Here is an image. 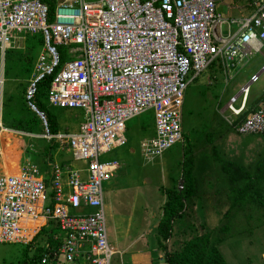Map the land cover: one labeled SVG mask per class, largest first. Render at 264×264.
<instances>
[{
	"label": "built area",
	"instance_id": "built-area-1",
	"mask_svg": "<svg viewBox=\"0 0 264 264\" xmlns=\"http://www.w3.org/2000/svg\"><path fill=\"white\" fill-rule=\"evenodd\" d=\"M52 1L53 13L45 0H0L2 57L27 34L44 42L25 90L43 132L10 131L0 123V136L14 132L59 143L44 167L27 157L17 172L0 171V244L28 245L43 228L56 227L54 239L61 243L47 245L40 264H125L109 241V193L103 187L121 164L101 156L126 145L127 121L148 110L155 134L140 141L146 160L183 141L189 84L215 62L228 83L238 65L262 51L264 0H247L250 13L231 18L217 12L216 0ZM60 46L67 48L65 60ZM262 72L264 66L225 104L238 134H264V107H249L252 84ZM47 77L50 107L84 110L76 132L53 133L37 106L38 85ZM65 150L69 159L58 155ZM150 264L172 263L161 251Z\"/></svg>",
	"mask_w": 264,
	"mask_h": 264
},
{
	"label": "rangeland",
	"instance_id": "rangeland-1",
	"mask_svg": "<svg viewBox=\"0 0 264 264\" xmlns=\"http://www.w3.org/2000/svg\"><path fill=\"white\" fill-rule=\"evenodd\" d=\"M216 8L226 18L250 13L247 0H216ZM227 33L224 24L223 34ZM43 49L41 36L27 34L3 57L0 55V122L8 129L18 130L14 128L17 122L27 118L33 122L32 132H43L42 123L25 100L27 81ZM59 50L67 59V48L60 46ZM263 65L264 49L242 62L238 66L241 70L228 83L219 62L202 72L186 89L182 106L184 140L153 160H146L140 148L143 138L155 134L151 110L127 121L126 145L101 156L103 161L117 160L121 164L103 187L109 193V241L118 248L117 258L121 257L125 264L148 263L156 261L161 251L166 254L158 245V225L167 193L179 187L180 180L181 188L187 191L186 199L181 215L172 222L170 238L164 242L167 249L182 250L197 235L211 233L214 239L222 238L216 246L224 264H264V207L256 203L235 205L239 181L229 177L235 167L253 172L264 163V134H238L226 119L229 113L225 105ZM251 91L253 98L261 99L260 105L253 108L264 107V72L252 84ZM49 108L57 118L59 132L65 134L76 132L85 117L82 109ZM2 134L4 156L15 164L14 168L22 164L25 156L36 158L43 166L45 157L59 148L55 140L13 132ZM53 144L57 146L50 149ZM82 164L71 162L73 166ZM3 165L0 164V171ZM224 227L227 232L222 230ZM45 240L46 236H42L30 245L0 244V264H20L24 259L26 263L33 262L36 248Z\"/></svg>",
	"mask_w": 264,
	"mask_h": 264
},
{
	"label": "trees",
	"instance_id": "trees-1",
	"mask_svg": "<svg viewBox=\"0 0 264 264\" xmlns=\"http://www.w3.org/2000/svg\"><path fill=\"white\" fill-rule=\"evenodd\" d=\"M45 1L49 3L50 12L53 13L55 9L54 2L52 0ZM62 58L65 60L63 52ZM51 79L52 77H47L39 83L35 102L42 111L46 112L51 131L53 133H57L59 132L57 118L50 110L49 105L46 104V98L50 88ZM14 128L31 132L33 129V122L27 118L20 119ZM52 146L53 147H50V149H55L57 145L53 144ZM234 169L235 170L232 174H230L231 171H229L230 180L237 179L239 181L233 199L234 204L245 206L248 203H256L257 205H260V207H264V194H262L264 192V163H262L261 166H256L253 172H249L243 169L241 166L235 167ZM228 170L229 168L227 171ZM241 182L243 184H241ZM184 191L187 193L185 187H174L167 193V198L163 205V218L158 225V245L163 250H166V259L172 264H224V259L216 246V243L222 238L220 237L214 239L211 233L197 235L192 240H190L182 250L178 251H169L164 244V242L167 241L171 236L173 220L179 217L184 209V203L186 199V194ZM222 230L227 232L228 228L224 227ZM58 233L59 230L56 227L47 226L43 228L36 236L34 241L42 236H46V240L43 245L36 248V253L33 256V262L26 263V260L24 259L20 264H40L42 256L44 253L48 252L46 246L49 245L51 248L55 249L61 243L60 240L54 239V235Z\"/></svg>",
	"mask_w": 264,
	"mask_h": 264
},
{
	"label": "crops",
	"instance_id": "crops-1",
	"mask_svg": "<svg viewBox=\"0 0 264 264\" xmlns=\"http://www.w3.org/2000/svg\"><path fill=\"white\" fill-rule=\"evenodd\" d=\"M250 8V7H249ZM249 14V13H248ZM246 15V14H245ZM224 18H226V17H224ZM227 28H228V26H227ZM40 36V35H39ZM42 38V37H41ZM264 49V47L262 48V50ZM259 52H257V54H258ZM255 54V53H254ZM239 66V65H238ZM264 66V65H263ZM262 66V67H263ZM261 67V68H262ZM260 68V69H261ZM237 70H241V67L240 68H238L237 67ZM222 71V70H221ZM260 70H258L257 72H254V73H252L251 75H253V74H256V73H258ZM238 72V71H237ZM223 73V72H222ZM224 75V74H223ZM32 76V75H31ZM31 76H30V78H31ZM29 78V79H30ZM224 78H225V76H224ZM28 82V81H27ZM246 83V82H245ZM243 85V84H242ZM242 85H240V87L242 86ZM239 90V89H238ZM238 92V91H237ZM261 99L259 98L258 100H256V98H253L252 97V91L250 92V96H249V107L251 106V108H253V107H255V106H259L260 104H259V101H260ZM49 105V104H48ZM254 109V108H253ZM36 118H38V117H36ZM1 123V122H0ZM81 123V122H80ZM80 123H79V125H80ZM2 124V123H1ZM6 128V127H5ZM79 128V127H78ZM8 129V128H7ZM9 130H12V129H9ZM12 131H14V130H12ZM18 131H20V130H18ZM22 132H24V131H22ZM41 132V131H40ZM5 133V132H4ZM14 133V132H13ZM27 133V132H26ZM28 133H31V134H40L39 132L38 133H34V132H28ZM15 134V133H14ZM1 136H3V134H1ZM1 136H0V147H2L3 146V142L1 141ZM30 137H32V138H35V139H37V138H41V137H34V136H30ZM51 145H49V147H50ZM2 149H3V151H4V146L2 147ZM133 151V150H132ZM46 152V151H45ZM56 153V152H55ZM55 153H53V155L55 154ZM65 154V155H64ZM51 155L52 154H49V155H47L46 157H45V159H44V161H43V166L42 167H44L45 166V163H46V161L48 160V159H51ZM59 157L60 158H67V159H69L70 158V152H68V150H65V152H63V157H62V154H61V152H59ZM31 158V159H33L34 161H37V159L35 158L34 159V157H29V156H25V158ZM24 158V159H25ZM23 159V160H24ZM10 161H8L7 160V158H5V156H4V161H3V163H4V165H3V170H5L6 172H17L19 169H20V166H21V164L20 165H18V167H16V168H14L15 167V164L14 163H12V162H10ZM21 162H23V161H21ZM12 163V164H11ZM113 246H114V248H117L114 244H112ZM118 249V248H117ZM158 255H159V253H158ZM153 261H150V262H148V263H143V264H150V263H152Z\"/></svg>",
	"mask_w": 264,
	"mask_h": 264
},
{
	"label": "water",
	"instance_id": "water-1",
	"mask_svg": "<svg viewBox=\"0 0 264 264\" xmlns=\"http://www.w3.org/2000/svg\"><path fill=\"white\" fill-rule=\"evenodd\" d=\"M182 185H183V181H182V180H180V182H179V187L181 188V187H182Z\"/></svg>",
	"mask_w": 264,
	"mask_h": 264
}]
</instances>
